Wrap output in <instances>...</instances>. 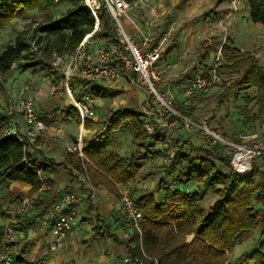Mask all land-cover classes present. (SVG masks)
Returning a JSON list of instances; mask_svg holds the SVG:
<instances>
[{"label": "trees", "instance_id": "16d2710c", "mask_svg": "<svg viewBox=\"0 0 264 264\" xmlns=\"http://www.w3.org/2000/svg\"><path fill=\"white\" fill-rule=\"evenodd\" d=\"M84 0H0V30L10 25L22 12L47 11L58 3H66L69 8L63 16L53 23L40 28L36 45H45L50 57L53 54H72L86 35L95 31L97 22L83 5ZM135 3L138 0H127ZM249 17L253 24L264 26V0H246ZM95 35L107 43H117L106 12L99 16V25ZM210 48H207L208 52ZM31 45L26 42L25 34H20L14 42L0 49V74L11 69L21 60L27 61ZM226 69L241 74L239 85L246 89H255L257 114L253 119L264 121V66L249 52L236 49L233 42L227 39L222 48ZM37 64H26L34 67ZM94 98L106 99L115 95L111 88L98 83L86 84ZM80 95L77 94L79 98ZM246 104L251 100L244 96ZM192 118L190 110L184 112ZM65 117L71 118L76 125L81 124L78 112L70 107L65 110ZM9 117L0 108V183H20L31 188L30 195L39 193L41 183L36 173L41 171L50 182L51 190L39 194L36 202L44 206L46 213L60 197L54 190L51 179L58 167L71 166L78 172H85L100 178V184L111 192L118 194L117 186H129L139 175L140 167L134 158L120 157L108 150L105 145L87 143L84 148L85 159L67 153L63 163L58 164L47 158L39 146L30 145L25 151L24 144L17 137L5 135ZM46 124L48 121L43 120ZM122 125L134 135V144L140 148L149 145V141L160 143L159 138L150 137L144 129V120L140 112L131 108L115 111L105 122L107 129H119ZM85 128L91 130L92 122L85 121ZM148 143V144H147ZM160 157L163 152H157ZM264 162V158L262 159ZM219 165L224 170L219 168ZM168 174H177L175 189L165 185L161 190L163 199L158 203L154 194L148 193L137 203L144 215L142 234L132 233L122 244L127 248L134 261L144 264H226L228 256L234 253L236 246L243 244L264 224V168L256 163L251 173L238 174L230 168V156L222 147H210L195 157L180 144L176 157L167 170ZM181 179L185 182L181 183ZM197 186L199 191L192 196L185 194L187 186ZM209 190L215 197L214 203L206 209L202 206L205 193ZM21 203V202H20ZM19 203V204H20ZM256 206L262 208V214L256 212ZM35 208V209H36ZM106 235L118 242L119 239L105 224ZM194 235L187 243V236ZM264 236V229H263ZM14 264H26L20 256ZM240 264H264V242L253 253H245Z\"/></svg>", "mask_w": 264, "mask_h": 264}, {"label": "built area", "instance_id": "2783aa9c", "mask_svg": "<svg viewBox=\"0 0 264 264\" xmlns=\"http://www.w3.org/2000/svg\"><path fill=\"white\" fill-rule=\"evenodd\" d=\"M156 0H138L129 3L127 0H84L83 5L97 22L93 33L86 35L77 49L70 55L53 54V67L62 68L65 91L71 99L72 107L78 112L81 120V130L85 121L92 117L91 103L94 98L89 94V83L117 82L124 77L127 82L137 87L145 95L143 109L140 112L144 120V129L150 137L159 138L163 156L161 158L162 169L167 171L172 165L180 144V134L184 132L188 137H200L210 147H222L230 156V168L232 171L247 175L252 172L255 163L264 158V140H249L240 136L238 140L225 137L207 121H197L188 117L184 112L190 110L193 103L204 97L220 80L219 71L224 61L222 48L212 57L210 63L204 67L196 64L193 79L184 87L182 107L176 109V97L169 89V84L158 64L163 57L164 50L172 39L171 30L166 31L161 40L154 44L151 35L143 30L158 21L159 17L153 10V18L146 20L142 26L137 25L131 18V11L135 5H146ZM240 0H231L232 11L219 21V27L226 35L227 22L238 11ZM106 12L110 17L111 26L117 43H107L95 35L99 16ZM122 19L128 20L136 28L137 35L131 33L122 24ZM37 40V38H36ZM36 40L31 45V52L37 51ZM85 93L73 92L71 86ZM9 111L19 115L20 119L9 117L5 135L17 137L24 144L25 151L29 146L37 143V140L46 136L48 130L43 117L39 116L35 109L34 98L28 86L24 87L15 101H9ZM81 132L75 143H65L67 153L75 154L85 159L84 138ZM185 142V141H184ZM168 172V171H167ZM41 189L39 193L26 196L11 213L10 220L5 230L0 235V264H14L8 255V245L22 234L16 226L21 216L32 213L36 208L39 194H45L51 190L50 182L42 172L36 171ZM80 183H87L85 172L78 175ZM177 176L174 173L167 175V186L175 189ZM185 189V194L192 196L199 191ZM85 195L79 191H65L52 206L53 223L51 227L52 241L48 247L50 252L57 250L64 242L68 234L73 230ZM122 225L131 233L142 234L144 215L139 208L137 199L129 193H122ZM29 264H45L43 259H38ZM119 264H144L143 261H134L130 256L121 260ZM154 264H157L155 262Z\"/></svg>", "mask_w": 264, "mask_h": 264}, {"label": "rangeland", "instance_id": "374dc122", "mask_svg": "<svg viewBox=\"0 0 264 264\" xmlns=\"http://www.w3.org/2000/svg\"><path fill=\"white\" fill-rule=\"evenodd\" d=\"M244 5L245 4L242 2L241 12L238 14L239 29L237 30V26L233 25L231 28L234 29L230 31V27L227 25L229 32L227 31L226 37L228 39L230 36H233L237 41L239 49L251 54L252 52L257 53L256 58L259 64L264 66V53L257 52L249 43V38L254 31V26L246 21ZM68 8V4L58 3L47 11L34 10L20 13L10 25L0 30V49L14 42L16 37L20 34H25L26 42L32 45L40 35V28L49 23L57 22ZM122 24L127 27L129 22L122 19ZM217 46L218 45L212 48V50L215 51L212 52L213 54H210L211 58L220 50L221 46L220 48H217ZM216 49L218 50L216 51ZM204 50L205 46L203 45L192 54L189 55L188 53L186 56L187 60L183 67H189V75L186 81H191L193 79L197 63L204 67L209 64L210 61L204 60L202 62L199 60V54L203 53ZM52 59L53 57H50L45 49V45L41 44L37 47V51H33V53L29 55L27 61L21 60L13 65L9 71L0 74V108L5 116L20 119L18 114L9 111V101H15L21 90L28 86L34 98L35 109L36 106L39 109L36 112H39L38 114L43 117V120L46 119L48 121V123L45 124L49 129L45 137L39 138V146L42 147V145L45 144L48 139L47 133L49 132L52 135L49 139L50 147L52 146L56 152L66 153L64 144L74 141V136L78 132V126L73 121H66L65 110L70 108L73 103L64 89L62 71L65 69L62 70V68L53 67ZM26 64L37 65L34 67H26ZM225 65L226 62L224 59L219 71V82L204 97L196 100L191 106L190 112L192 118L197 121H207L218 132L230 139L238 140L240 136H243L249 140H264V121L262 119H253V116L257 114V106L254 99L256 90L253 88L246 89L239 85L238 82L242 78L241 74L226 69L223 67ZM172 78L173 77H169L170 80H172ZM101 85L110 86L106 83H101ZM75 86L76 83H73L71 86L73 92L76 91ZM111 89L116 92L115 95L108 97L104 102L94 100L91 103L93 114L90 121L95 130H91V137L85 139L84 147L90 140L94 142L99 141L101 142L100 144L105 145L109 151L128 152L126 158H133L134 152H140V147L136 146L133 142V133L129 131L125 125H122L117 130L107 129L105 127V122L115 111L120 109L131 108L137 112H141L145 95L137 87L130 85L124 77H121V79L117 81V85H111ZM244 96L250 98V104H246ZM174 107L180 110L176 104ZM50 128H52V130H50ZM98 128L102 129L98 130ZM182 133L183 136L180 134V144H184L186 150L191 152L195 157H199L204 150L210 148L204 139L200 137H188L184 132ZM85 134L86 133L82 132L81 137ZM148 143L150 145L143 148V152H149L151 158L140 168L137 179L142 178V180L147 181L148 178L151 177L150 181L152 182L153 188L151 186L143 187L140 194L150 192H153V194L155 192L159 193L160 191L162 192L161 189L167 185L168 173L162 169V161L159 160L156 153L159 152L158 149H162V146L160 143H156V141L150 140ZM256 165L258 168L263 169V160H258ZM219 168L224 170L221 165H219ZM149 172L154 174L149 176ZM184 182L185 180L181 179V183ZM193 188L192 185L189 186V190H194ZM200 193H205L202 206L206 209L210 208L216 197L205 188L202 189ZM18 194L19 197H16L15 193L9 194V184L1 183L0 195L2 199H0V206H5L7 209L18 206L23 197V194L19 192ZM129 194L135 197L133 193ZM256 212L259 215L262 214V208L256 206ZM263 229L264 224L261 222L254 235L243 244L236 246L234 253L228 256L226 264H240L242 263L241 257L243 254H250L257 250L260 243L264 242ZM193 238L194 235L189 236V242H191Z\"/></svg>", "mask_w": 264, "mask_h": 264}, {"label": "crops", "instance_id": "0c3cea01", "mask_svg": "<svg viewBox=\"0 0 264 264\" xmlns=\"http://www.w3.org/2000/svg\"><path fill=\"white\" fill-rule=\"evenodd\" d=\"M242 2L245 4L244 11L246 21L254 26V31L249 38V43L254 47V50L264 53V26L251 22L246 0H240L238 11L233 14L229 22H227V25L230 27V31L234 29L231 28L233 25L237 26V30L239 29L238 14L241 12ZM153 10L155 11L154 13L158 15L159 19L149 29L143 26V30L151 35V40L154 44H157L161 40L166 31L171 30L172 32L171 42L164 50L163 57L158 64V69L166 78L168 84L170 83L169 89L176 97L177 107L181 109L183 90L189 83V81H186L189 75V67L183 68L187 60L186 56L188 53L190 55L196 49L204 45L205 50L203 53L199 54V60L202 62L204 60L211 61L212 58L210 54L215 51L212 50V48L216 45H218L217 48H220V46L223 48L227 40V35H224L218 24L220 20L232 11L231 0H156L146 5H135L131 11V18L137 25L142 26L146 20H151L153 18ZM128 22L129 24L126 27L127 30L137 35L136 28L130 21ZM228 39L233 42L236 49L245 52L239 49L237 41L233 36H230ZM207 48H210L208 52L206 51ZM217 50L218 49H216V51ZM252 55L256 57L257 53L252 52ZM169 77H173L172 80H170ZM106 84L110 86L104 85V87L111 88V85L115 86L117 82H107ZM75 89L79 95L80 93H85L84 91L87 88L82 92L78 91L79 88L77 89V87ZM89 94L91 95L90 92ZM106 99L94 98V100L101 102H104ZM38 110L36 106V111ZM66 121L73 120L66 117ZM77 126L78 132L75 134V139L71 143H75L78 133L80 134V132L86 133L81 137L84 138L85 142L86 138L91 137V130H95L94 127L91 130H87L85 126L81 130V124ZM101 129L102 128H98V130ZM50 130H52V128H50ZM51 136V133L48 132V139L45 144L37 148L41 150L47 158L61 164L65 160L66 153L56 152L52 146L50 147L49 139ZM181 136H183L182 132ZM181 136L179 138L180 140ZM90 142L96 145H102L99 141L94 142L90 140ZM143 151V148H140V152H134L132 156L137 160V164L140 168L151 158L149 152ZM158 151L162 152V149H158ZM113 153L124 158H126L128 154V152ZM157 157L159 160L162 158L160 155H157ZM79 173L80 172L76 171L71 166H68V168L63 166L58 167L56 171L51 174L54 190L59 194L65 191H79L85 195L72 232L68 234L56 251L50 252L48 247L52 241V207L43 214L44 206H38L32 213L21 216L17 220L16 226L21 230L22 234L8 245V255L13 261L20 256L26 264L38 259H43L45 264H119L121 260L129 256L127 248L122 243L128 240L132 233L126 230L122 225L121 196L122 193L127 192L133 193L135 198L139 199L148 194H140V191L143 187L147 186L153 188L152 182L150 181L151 177H149L147 181L142 180V178L137 179L129 186H117L118 194H116L111 192L104 185H101L99 177L95 175L91 176L89 173H87L88 182L80 183L78 180ZM148 174L152 176L154 173L149 172ZM186 188H189V186ZM30 190L31 188L24 184H9V194L15 193V196L19 197V192L23 194L22 200L30 194ZM150 193L153 194V192ZM154 198L158 203H161L163 192H155ZM0 199H2L1 195ZM15 207L7 209L5 206H0L1 236L7 222L10 220L12 210ZM105 224L110 226L109 232L119 239L118 242L113 241V239L106 235ZM186 241L189 243V236H187Z\"/></svg>", "mask_w": 264, "mask_h": 264}]
</instances>
